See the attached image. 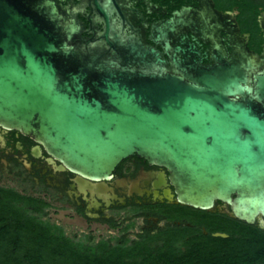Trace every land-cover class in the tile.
<instances>
[{"label":"water","instance_id":"obj_1","mask_svg":"<svg viewBox=\"0 0 264 264\" xmlns=\"http://www.w3.org/2000/svg\"><path fill=\"white\" fill-rule=\"evenodd\" d=\"M62 1L0 0V124L80 182L138 155L169 171L177 203L220 201L264 229V52L230 53L187 7L152 25L161 50L126 33L118 0ZM186 28L211 43L208 63L193 43L172 48Z\"/></svg>","mask_w":264,"mask_h":264},{"label":"flooded vegetation","instance_id":"obj_2","mask_svg":"<svg viewBox=\"0 0 264 264\" xmlns=\"http://www.w3.org/2000/svg\"><path fill=\"white\" fill-rule=\"evenodd\" d=\"M69 1L63 0L62 3ZM118 3L128 6L123 18L126 33L161 50V46L150 39L152 25L171 18L173 11L187 7L190 8L189 17L196 23L206 21L214 26L215 34L220 35L230 53H235L241 44L256 53L264 52V0H118ZM80 18L86 22L83 15ZM181 39L197 46L204 63L210 61L205 56H210L211 43H204L186 28L173 36L172 48L180 44ZM0 189L20 194V205L31 214L36 212V206H43L46 212L43 219L50 222L47 207L58 200L62 206L68 204L87 221L100 222L112 231L125 229L114 243L111 242L114 237L108 238L112 244L131 245L143 241L162 247L165 243L174 242L184 249L188 245L187 239L197 240L203 235L216 236V233L229 236L226 231L211 230L220 228L218 225L208 228L207 224H203L210 216L200 211L202 209L176 202L169 171L163 166L132 155L117 165L112 178L80 182L77 173L53 160L33 137L2 124ZM226 208L228 205L216 201L213 209L205 211L226 214L223 212ZM137 219L142 221L143 226L137 232L126 231ZM228 229L231 227H225V230ZM90 238L95 243L108 241L104 238L96 240L93 234L87 239Z\"/></svg>","mask_w":264,"mask_h":264},{"label":"trees","instance_id":"obj_3","mask_svg":"<svg viewBox=\"0 0 264 264\" xmlns=\"http://www.w3.org/2000/svg\"><path fill=\"white\" fill-rule=\"evenodd\" d=\"M21 197L0 189V264H264V229L226 214L200 210L210 216L203 224L218 225L211 230L229 236L187 239L184 249L174 242L162 247L143 241L95 243L93 238L71 237L43 219V206H36L33 214L27 212L20 205Z\"/></svg>","mask_w":264,"mask_h":264},{"label":"rangeland","instance_id":"obj_4","mask_svg":"<svg viewBox=\"0 0 264 264\" xmlns=\"http://www.w3.org/2000/svg\"><path fill=\"white\" fill-rule=\"evenodd\" d=\"M4 181L7 182L8 180L5 179ZM47 208L49 211L48 218L51 222L61 225L69 236L76 237L78 240L87 241L88 236L93 234L95 235L96 240H99L100 238L108 240V238L112 236L114 239L111 242L114 243L116 238L123 234L122 232L125 230L123 229L121 232L112 231L109 230L105 224L96 221H87L77 215L73 208L68 204L62 206V203L58 200H54L53 206ZM140 226H143V223L140 219H137L133 226L130 229H126V231L137 232L140 229ZM167 244L168 243H165L164 245Z\"/></svg>","mask_w":264,"mask_h":264}]
</instances>
